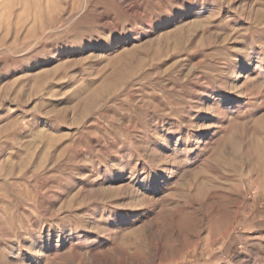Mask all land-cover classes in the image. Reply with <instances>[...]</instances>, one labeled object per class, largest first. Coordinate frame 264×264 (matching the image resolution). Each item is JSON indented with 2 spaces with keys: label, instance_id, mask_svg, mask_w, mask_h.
I'll list each match as a JSON object with an SVG mask.
<instances>
[{
  "label": "rangeland",
  "instance_id": "rangeland-1",
  "mask_svg": "<svg viewBox=\"0 0 264 264\" xmlns=\"http://www.w3.org/2000/svg\"><path fill=\"white\" fill-rule=\"evenodd\" d=\"M0 264H264V0H0Z\"/></svg>",
  "mask_w": 264,
  "mask_h": 264
}]
</instances>
